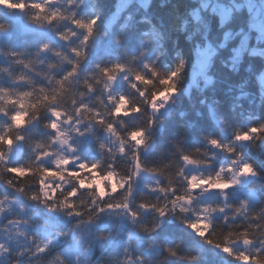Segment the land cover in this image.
Segmentation results:
<instances>
[{"label":"snow or ice","instance_id":"obj_1","mask_svg":"<svg viewBox=\"0 0 264 264\" xmlns=\"http://www.w3.org/2000/svg\"><path fill=\"white\" fill-rule=\"evenodd\" d=\"M53 2L4 0L0 7H6L10 13H28L31 9L28 22L38 28L43 26L41 19L52 24L66 18L57 12L46 17L42 15ZM73 23L84 33L78 46H70L65 54L47 43L42 44L36 57L50 53L56 58L46 64L43 59H25L27 50L25 53L0 52V57L6 61L0 63V181L28 203L39 204L50 213L80 218L87 212L89 215L83 221L86 224L105 214L109 218L121 214L135 224L141 218L140 212L133 207L135 203L136 208L159 218V224L139 226V232L147 233L156 231L170 212H179L181 222L205 244L219 249L237 264H242L245 259L248 264H259L264 259V247L254 255H249L247 249L262 243L253 240L252 234L264 229V216L257 211L258 207H264V199L253 194L248 199H239L236 204L227 203L232 189L242 187L244 178L256 175L253 166L237 158L227 168L221 167L214 174L205 175L199 170L210 166L209 161L200 158L198 151H187L183 141L174 144V151L165 154L166 158L152 163L146 157L151 139L149 130L132 123L143 112L132 93L139 98L146 97L154 81L131 67V61L97 65L96 72L81 78L83 61L95 36V21L75 20ZM4 31L5 25L0 24V32ZM79 31L70 36L60 34L58 38L71 45ZM33 64L46 66L47 71L37 72ZM145 68L153 76L158 75L151 66L145 65ZM171 80L172 76H169L161 83L167 85ZM118 82L127 83L132 92L117 91ZM161 98L168 99L160 92L159 96L147 101L153 112L160 111L162 106L157 100ZM151 123L154 125L155 120ZM261 134H264V127H251L246 132L235 133L234 142L247 143L253 138L259 139ZM86 139L94 142L99 159L81 160L79 152ZM208 143L230 155L235 153V148L222 145L218 140L209 139ZM19 146L27 148V155L23 162L13 163V152ZM122 164L127 167L123 175L119 171ZM226 172L233 174L231 179L225 177ZM141 177H148L151 182L141 184L145 199L137 200L138 189L133 182L140 183ZM29 181L34 183H24ZM81 192L88 193L89 199L86 206L81 201L78 207L76 201ZM210 194H218L224 204H197L202 196ZM152 196L158 197L156 202H152ZM161 200L166 202L161 204ZM14 204V199L0 198V221L7 217L0 230L9 234L8 243H13V236L28 241L31 247L21 248L19 255L24 256L25 251L31 253L29 259L34 260V264H45L46 261L52 264L49 258L53 256L59 264H65L64 255L56 254L59 244L51 237L31 235L26 230L31 227L29 220L13 214ZM17 209L25 216L28 213L26 204L17 205ZM217 214L226 227L221 237H215L214 233ZM234 228L239 230L233 231ZM132 235L128 233L129 239ZM234 243L243 245L240 252L232 246ZM76 245L82 251L72 256L73 264H93L89 253L94 252V246L85 245L80 239ZM123 251L127 253L128 249ZM146 251L151 253L152 248ZM163 251L168 256L177 255L172 247H163ZM11 252V247L0 242V260L6 259L5 254ZM137 259L143 264L142 258ZM114 264H133V260L128 256L117 257Z\"/></svg>","mask_w":264,"mask_h":264},{"label":"clouds","instance_id":"obj_2","mask_svg":"<svg viewBox=\"0 0 264 264\" xmlns=\"http://www.w3.org/2000/svg\"><path fill=\"white\" fill-rule=\"evenodd\" d=\"M169 7L170 11L164 15H158L155 11V9L163 10ZM53 12L66 18L57 19L52 24H47L41 19L40 23L43 26L38 27L49 32L51 39H46L37 47L29 45L19 51L8 48L0 49V52L25 53L27 50L25 59H43L46 64L56 58L50 53L47 56L36 57V52L42 44L47 43L51 45L52 49L68 54L69 47L78 46L80 37L84 35L83 31L76 28L73 21H95V36L88 46L87 58L83 61V66L92 63L99 46L108 38H111L113 47L103 58L96 59L95 66L91 67L88 74L96 72L97 65H109L116 61L128 64L131 61V67L144 72L148 79L154 81L153 85L148 88L146 97L139 98L134 95V92L132 93L133 98L143 108L141 115L132 123L148 129L151 137L146 157L157 146L159 140L160 112L169 109L175 110L187 101L188 108L182 109L179 113L181 119L188 115L189 109L193 110L199 118H203L207 114L210 123L220 130V135L202 134V146L189 148L186 145V134L182 133L180 137L168 141V147L162 155L172 153L173 145L183 141L187 151H198L200 158L209 161L210 166L199 170L205 175L214 174L221 167L227 168L231 165L232 160L239 158L242 163L252 165L256 175L244 178L242 187L237 186L232 189L228 194L227 203L236 204L239 199H248L253 194L264 199V134H261L259 139L253 138L247 143L234 142L235 133L246 132L251 127H264V0H258L256 4H249L247 0H210L209 3H205L203 0H189V5H185L183 10L178 0H113L111 9L108 11L105 10L104 0H54L53 3L48 4V11L42 15L50 16ZM31 14L32 10L30 9L28 15ZM241 17L246 18L243 21V26L234 27ZM213 22L216 24L215 34L213 33ZM78 31L79 35L71 40V45L58 38L60 34L70 36ZM129 33L134 36V44L129 43ZM181 38H183L186 47L181 46ZM145 65L151 66L158 75L153 76L152 72L145 68ZM33 67L37 72L47 71L46 66L42 68L33 64ZM29 75L33 74L29 73ZM84 76L85 74L81 70V78ZM169 76H172L169 84H162L161 81ZM33 78L39 79L34 75ZM169 88L172 91H165ZM124 91L132 92L128 87ZM221 91L226 99L222 100L218 95ZM160 92H164L168 99H158L157 103L162 107L159 112H153L147 101L159 96ZM225 104H227V110L232 114V118L242 121L239 126H234L225 117L222 111ZM153 119L155 120L154 125L151 123ZM209 139L218 140L222 145H230L235 148V153L230 155L213 148L208 143ZM156 162L158 161L152 163ZM119 171L123 175L127 171L126 165L122 164ZM232 176L233 174L225 173L227 179H231ZM31 182L34 183V181ZM24 183L27 185L29 182ZM133 183L138 189L136 199H145L141 181ZM0 186L5 187L3 181H0ZM28 191H32V189H28ZM3 197L14 199L16 204L13 206L16 208L19 204H25L21 203V200L27 202L17 193L15 196H9L7 193L0 194V198ZM88 199L89 194L81 192L76 201L77 206L79 207L81 201H84L86 206ZM150 199L152 202H156L158 197L152 196ZM165 202L164 200L160 201L161 204ZM200 203L224 204V201L218 194H210L202 196L201 200L197 201V204ZM13 206L12 211L14 212ZM133 207L141 215L140 220L135 224L121 214H114L111 218L105 214L96 217L93 223L86 224L83 221L89 215L87 212L84 217L80 218L68 217L63 213L47 212L62 215L70 221L72 240L74 246L78 248H80L76 245L78 239L82 240L85 245L92 244L95 249L100 241L111 244L113 239L126 235L127 238L123 241L122 249L119 252L111 256H104V253L101 252L102 258L98 257L97 260H92L93 264H114L117 257L122 259L125 256L131 257L133 264H140L138 257L143 259V264H177L181 261L186 264H198L199 256L183 253L180 243L169 245L155 237L154 234L161 224L156 231L139 232L141 224H148L144 222L146 213L136 208L135 203H133ZM257 211L264 216V207H258ZM151 215V224H159V218L152 213ZM173 217L181 221L179 212H170L164 220H170ZM104 218L117 222L115 233L109 232L105 235L91 230L98 228ZM121 219L127 221L130 226L126 233L118 225ZM77 223L80 224L78 228L75 227ZM2 226L0 224V227ZM32 227L34 226L31 224L30 228ZM40 227H43V224ZM28 229L26 230L28 231ZM238 230V228L233 229V231ZM224 231L221 223L217 222L214 225L215 237H221ZM129 232L133 234L131 239L128 237ZM117 233H121V235H117ZM8 235L7 232L0 230V242H4L6 246L12 248V252L5 254L6 259L0 260V264H17V261L19 264H34V260L29 259L31 253L25 251L24 256L19 255L21 248H30L31 244L15 236L12 237L13 243L9 244ZM68 235V231L56 234L58 237ZM141 236L148 237L150 241L143 247V251H139L137 247L142 243L138 239ZM100 237H104V239H100ZM17 239H19V243H16ZM52 239L56 242L55 237ZM252 239L262 243L253 244L252 248L247 249L249 255H254L255 251L264 247V229L258 233L253 232ZM241 246L243 247V245ZM149 247L152 248L151 253L146 251ZM163 247L174 248L177 255L175 257L168 256L164 253ZM124 248L128 249L127 253L123 251ZM236 251L240 252V250ZM154 252L155 254H153ZM56 254L63 255V252L57 250ZM91 254L89 253L90 256ZM49 259L52 264H59L54 256ZM65 264H73V261L69 262L65 259ZM242 264H248V261L245 259ZM259 264H264V259H261Z\"/></svg>","mask_w":264,"mask_h":264},{"label":"trees","instance_id":"obj_3","mask_svg":"<svg viewBox=\"0 0 264 264\" xmlns=\"http://www.w3.org/2000/svg\"><path fill=\"white\" fill-rule=\"evenodd\" d=\"M113 0H104L105 10L108 11L111 9ZM181 5V9L185 5H189V0H178ZM0 3H4V0H0ZM158 15H164V13L170 11L169 8L155 9ZM246 19L245 17H241L240 20L234 25V27L243 26V21ZM0 24H4L6 31L0 32V49H14L19 51L23 48L31 45L32 47H37L40 43L44 42L46 39H51V34L46 30H42L31 25L28 22V13L21 12H9L6 7H0ZM213 33H216V24L213 22ZM130 44H134V36L132 33H129ZM181 46L186 47L184 45L183 38H181ZM113 47V43L111 38H108L105 42H103L97 52L94 55L93 61L88 66H83L82 70L84 74H88L91 70V67L95 66L96 59H101L105 55L108 54L110 49ZM0 63H6L3 57H0ZM127 85L124 82H118L116 85L117 91L126 90ZM220 98L226 99L223 91L218 93ZM188 104L187 101L180 107H177L175 110L170 109L169 115L166 117V125L164 126L162 123L158 129L159 139L163 137L165 131L169 130L168 137L169 140L176 139L181 136L182 133L186 134V139L191 140V148L202 146L201 135H212L217 136L220 135V130L214 127L207 118V114L203 118H199L196 116L195 112L191 109L188 110V115L181 119L179 113L182 109H187ZM225 117L231 121L234 126H239L242 121L240 119H233L232 114L227 110V104H225L222 109ZM172 113H174L172 115ZM172 115V116H171ZM191 122V123H190ZM195 131L198 135L195 136V142L193 144L192 139L188 135L189 131ZM224 138L223 136L221 137ZM165 140V139H163ZM168 140V139H167ZM166 144V145H165ZM168 143L164 141L161 146H165L167 148ZM23 152V155H22ZM27 155V148L24 149L23 146L17 147L12 155V162H23V158ZM79 155L81 160L84 161H93L99 159V153L96 151L94 142L90 140H84L82 147L80 149ZM123 163V162H122ZM151 182L150 178L142 177L141 183ZM31 183V181H29ZM7 193L9 196H15L11 190L0 186V194ZM21 203H25L28 207V213L21 214L18 209L14 207L15 211L14 215H19L22 218H27L34 227L29 228L28 232L31 235H34L37 238L44 237L47 239L48 237H55L56 242L59 244L58 250L63 252V255L66 260L69 262L72 261V256L76 253L82 251V249L75 247L74 242L72 240L71 232H70V221L67 220L62 215L50 214L47 210L43 209L41 206L36 205L34 203H27L21 200ZM7 219V217H6ZM1 221L0 224L6 222ZM216 221L221 223L224 230L226 227L223 225L219 216L215 217ZM144 222L151 224L152 215L151 213H146L144 217ZM43 224V227L40 225ZM116 221L109 220L107 218L102 219L98 228L91 229L92 231H97L102 234H108L109 232L115 233L116 231ZM120 229L123 232H127L130 227L127 224V221L120 220L118 222ZM68 231L69 235L66 237H58L56 234L58 232ZM158 240H161L169 245H173L175 243H180L181 251L183 253H187L189 255L196 254L199 256L198 264H237L235 260L231 257L227 256L219 249L207 245L203 242V240L196 235L192 230L187 228L185 224L181 221L176 220L174 217L172 219L163 220L161 227L154 234ZM125 236H121L119 238L113 239L111 244L100 241L97 243L94 252L91 254V259L93 261L97 260L98 257H101V252L104 253V256H111L116 254L122 249L123 241L126 239ZM142 243L138 245V250L143 251V247L146 246L150 241L148 237L141 236L138 238ZM135 244V241H134ZM236 250H242V246L239 244L232 245ZM67 249V251H65ZM155 254V252L153 253ZM102 258V257H101ZM177 264H186V262H177Z\"/></svg>","mask_w":264,"mask_h":264},{"label":"rangeland","instance_id":"obj_4","mask_svg":"<svg viewBox=\"0 0 264 264\" xmlns=\"http://www.w3.org/2000/svg\"><path fill=\"white\" fill-rule=\"evenodd\" d=\"M252 1L253 0H247V3L250 4V2H252ZM169 112H170V109L167 110V111H161L160 112V116H167L169 114ZM161 123L165 126L166 125V120H164V121L161 120ZM168 133H169V130H167V132L165 131L164 136L163 137H160V139L158 140L157 146L152 150L151 153L148 154V159L150 161L155 162V161H159L161 159L166 158L164 155H162V153L165 150V146H161V145L164 143V141H166V143H168V141H169ZM188 133H189L188 135L190 136V138L192 139L193 144H194V142H195V136L198 135V134L195 131H193V132L189 131ZM163 139H165V140H163ZM171 140H174V139H171ZM186 140H187L186 141V145L189 148H191V146H190L191 145V140L190 139H186ZM167 147H168V145H167Z\"/></svg>","mask_w":264,"mask_h":264},{"label":"built area","instance_id":"obj_5","mask_svg":"<svg viewBox=\"0 0 264 264\" xmlns=\"http://www.w3.org/2000/svg\"><path fill=\"white\" fill-rule=\"evenodd\" d=\"M257 2H258V0H253L251 3L256 4Z\"/></svg>","mask_w":264,"mask_h":264},{"label":"crops","instance_id":"obj_6","mask_svg":"<svg viewBox=\"0 0 264 264\" xmlns=\"http://www.w3.org/2000/svg\"><path fill=\"white\" fill-rule=\"evenodd\" d=\"M173 114H174V113H172V115H173ZM172 115H171V116H172Z\"/></svg>","mask_w":264,"mask_h":264}]
</instances>
